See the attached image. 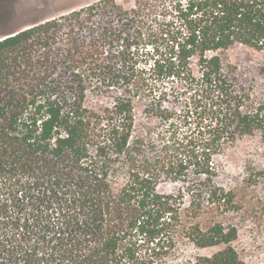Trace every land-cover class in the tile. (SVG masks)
Returning <instances> with one entry per match:
<instances>
[{"label":"trees","instance_id":"obj_1","mask_svg":"<svg viewBox=\"0 0 264 264\" xmlns=\"http://www.w3.org/2000/svg\"><path fill=\"white\" fill-rule=\"evenodd\" d=\"M146 2L1 31L0 264H264V0L180 10L154 72L193 92L189 141L133 74Z\"/></svg>","mask_w":264,"mask_h":264},{"label":"rangeland","instance_id":"obj_2","mask_svg":"<svg viewBox=\"0 0 264 264\" xmlns=\"http://www.w3.org/2000/svg\"><path fill=\"white\" fill-rule=\"evenodd\" d=\"M95 1L98 0H0V33L11 23L12 27H18L32 20L77 9ZM116 1L126 8H131L135 4V0ZM146 1L141 33L135 35L134 47L131 50L133 74L139 79L143 78L149 85L157 86L155 96L165 93L164 106L171 109V117L165 123L167 128L171 126L169 130L165 127V131H169L167 140H170L171 134L175 136L173 139L185 137L189 141L192 137L200 138V135L197 136L198 131H195L198 124L195 105L190 99L193 92H185V89L181 87L182 81L178 77H162L154 72L156 61L160 64H165V61L168 63L173 54L171 48L177 45L176 32L183 24L180 10L184 8L188 0ZM110 89L113 94L122 91L114 87ZM89 99L90 102L87 104L95 107V99ZM262 197L261 203L264 204V194ZM258 211L259 216L264 218V209ZM243 240L244 234H241L240 241ZM260 257L264 261V253Z\"/></svg>","mask_w":264,"mask_h":264}]
</instances>
